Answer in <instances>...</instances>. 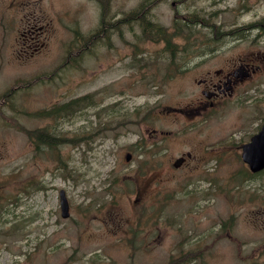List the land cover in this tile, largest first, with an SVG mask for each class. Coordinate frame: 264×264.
I'll use <instances>...</instances> for the list:
<instances>
[{"label":"rangeland","instance_id":"1","mask_svg":"<svg viewBox=\"0 0 264 264\" xmlns=\"http://www.w3.org/2000/svg\"><path fill=\"white\" fill-rule=\"evenodd\" d=\"M21 1L0 0V9L5 7L0 13V55L5 53L10 62L0 65V92L19 77L42 72L47 68L44 63L54 67L63 57V49L76 44L80 29L88 31V36L101 20L107 24L119 18L122 26L110 31L108 38L99 39L100 47L85 54L81 68L62 70L48 88L39 84L28 87L31 95L23 96L24 103H13L12 111L6 107L13 113L24 106L32 111L50 105L54 101L52 93L72 98L97 90L95 98L103 102L104 128L96 123L92 128L103 131L104 141L94 142L95 156H91V165L99 175L95 177L92 169L86 177L98 184V179L106 175V189L101 197L96 191L104 203L100 208L81 204L86 185L67 181L51 162L38 161L34 166L28 160L27 134L0 123V187L15 190L29 179H40L47 190L44 197L40 193L26 195L21 204L15 205L10 196L0 194V219L15 218L0 224V264H264L252 262L254 257L245 260L258 250L261 239L260 232L252 228L264 225V173L242 181L236 174L241 168L237 164L230 166L209 158L203 166L198 165L199 152L210 148L211 141L226 137L228 132L253 130L254 119L249 112L254 105L245 99L246 94L238 102L223 104L212 117L197 124L192 103L198 85L193 88L190 70L178 72L176 68L190 63L189 53L175 63L168 61L165 53H160L163 45L150 38L151 31L143 30L135 20L141 3L150 0H110L106 15L95 0ZM172 1L157 0L153 8L156 16L152 18L146 11L144 18L167 27L171 35L175 33L171 27L176 24L184 29L182 34L201 30L209 40L204 48L227 46L235 63L250 47L264 55L263 29L250 27L261 16L258 22L264 23V0H242L249 12L239 13L233 25H218L212 19L225 6V12L218 16H235L241 0H174V7ZM7 2L16 5L11 7ZM26 8L32 15L24 25L20 13ZM11 13L19 20L12 19ZM23 18H27L25 12ZM31 25L38 28L35 33L43 37V42L34 56L20 60L24 52L12 53L9 44L33 34L26 31ZM220 27L224 32L232 30L235 36H225ZM206 64L215 68L224 61L215 59ZM85 72L89 74L83 75ZM257 81L264 89V62ZM13 97L8 100L21 95ZM261 105L264 109L263 98ZM82 117L79 113L70 122L80 123ZM242 123L246 125L238 126ZM68 137L75 142V132ZM67 150L61 147L60 154L66 156ZM187 152L192 156L174 167V159ZM15 153L18 171L9 176L2 166ZM231 154L237 156L233 150ZM58 188L65 190L69 200L71 217L66 222L59 216ZM231 212L236 213L235 227L219 233L218 225L224 229L231 225ZM35 216L43 223L45 238L32 225ZM138 221L148 226L137 227ZM124 228L127 231L123 233ZM31 232L32 238L25 239ZM205 235L209 236L206 244ZM259 248L264 253V245Z\"/></svg>","mask_w":264,"mask_h":264},{"label":"bare ground","instance_id":"2","mask_svg":"<svg viewBox=\"0 0 264 264\" xmlns=\"http://www.w3.org/2000/svg\"><path fill=\"white\" fill-rule=\"evenodd\" d=\"M98 5L100 2L95 0ZM17 2L23 3L24 1L17 0ZM11 7H15L16 4L7 2ZM24 7V6H23ZM5 9L2 7L0 9V13ZM24 12L27 15V18H23ZM32 12L29 9H22L20 13V20L23 21L24 25H27L31 21ZM10 17L16 21L19 19L16 18L12 13ZM2 19V15H1ZM106 23V22H105ZM98 26L95 32H90L87 36L88 31H82L81 29L79 32L76 33V44L66 46L63 51L64 55L62 58L59 59L57 64L52 67L48 65L49 63H44L47 68L44 69L42 72H37L36 74L29 76V77H19L17 78L8 88L4 89L0 92V104L3 106V110H0V123L4 126L6 125L10 130L13 131H21L27 134L28 141H29V151L28 160L34 166L38 164V161H42L44 163L51 162L54 165V169H58L64 178L67 181L72 182L73 184L79 185L84 184L86 185V189H84V194L82 195L81 204L87 207H94L100 208L104 203L101 199L97 196L96 191L98 190L99 196L103 195V191L106 189L105 177L104 175L102 178L98 179V184H95L90 181L91 178L86 177L90 170L94 169L95 177L99 175V171L96 167L91 165V156L95 153L92 152L94 147V142L98 143L104 141L103 131L99 129L92 128L91 133H84L83 132V125L82 123L89 118L93 121V124L96 123L97 126H101L104 128L103 123V111L102 106L103 102L96 99L97 90L93 89L88 91L87 93L93 94V98L87 93L80 94L73 96L72 98L80 96L78 99H72L69 96L63 97L56 96L52 93V98L54 101L50 105H43V107H39L34 110H29L25 106L18 112L13 113L6 110V107L9 108L11 111L14 109L13 103L20 102L24 103V95H31L30 89L28 87L32 85H40L41 87H47L50 84L56 83L54 76L59 75L62 70L68 68H81V61L83 60L85 54L87 53H94L98 47H100V38H102L101 34V22L97 23ZM264 25V23H263ZM264 28V26H263ZM28 29L33 31V34L30 36V40L33 43H42V36L37 32L38 28L34 27V25L27 26L26 31ZM22 38H18L15 43L9 44L11 47L12 53H17V50L22 47ZM96 40L95 42L93 40ZM35 52L31 55L24 53L22 57H19L20 60H24L25 58L28 60L31 56H34ZM71 54H75L74 58H69L67 56H71ZM1 63L0 65H8L10 62L7 60L5 53L0 55ZM65 72V71H64ZM89 74V73H83ZM81 76V75H80ZM35 86V87H36ZM34 89V88H33ZM16 94H20L21 97L15 100H8L9 96H14ZM13 97V98H14ZM85 103L87 106L73 112L71 106L78 103ZM16 104V103H15ZM57 105H60L57 107ZM5 107V108H4ZM17 106L15 105V110ZM55 111H50L54 110ZM42 111V113H40ZM82 114L83 117L80 123L72 124L71 119L76 117L78 114ZM24 121L34 122L32 124H26ZM1 131V130H0ZM71 132H75V137L78 141L90 140L88 145L79 144L73 145L69 142V134ZM75 141V140H73ZM5 144V143H4ZM3 144V145H4ZM66 146L68 148L67 155L63 156L60 154L61 147ZM0 153H2L0 151ZM12 156L11 161L3 163V168H6L7 174L14 175L18 171L17 164H14L15 160L17 159V154H10ZM69 157H73V161L77 166H79V172H85V176H81L80 174L76 175V177H70L66 174L65 171H69L70 169V160ZM15 159V160H14ZM44 169H46L44 167ZM32 183V184H31ZM4 187H0V194L5 196H10V201L15 204H21L23 197L26 195L33 196L36 193H40L42 197L46 195V188H44V183L41 182L39 179H29L27 180L20 188L18 189H3ZM57 201H58V209H59V216L65 222L67 219L71 217V213L69 210V200L68 196L63 188L57 189ZM68 203V210L66 209V205ZM37 205V203H34ZM2 210H8L7 208H3ZM33 211H37L38 208H33ZM15 219L14 217L10 218H1L0 224L3 221ZM32 225L35 229L38 230V233L45 238L46 231L44 229L43 223L38 217H34L32 221ZM32 234L34 232L28 233L25 239H31ZM49 237V236H48ZM18 241V240H17ZM14 241V245H18V242ZM76 247V244H74ZM25 256V255H24Z\"/></svg>","mask_w":264,"mask_h":264},{"label":"flooded vegetation","instance_id":"3","mask_svg":"<svg viewBox=\"0 0 264 264\" xmlns=\"http://www.w3.org/2000/svg\"><path fill=\"white\" fill-rule=\"evenodd\" d=\"M157 0H150L147 4L141 3V8L147 10V13L154 18L156 14H153L154 4ZM240 3L239 9L236 12L235 16H230L228 19L217 17V14L225 12L226 6L224 10L219 11L212 19V21L219 25L222 23H232L235 24L238 21L237 13H247L249 10H245L248 8L246 4ZM220 3V2H219ZM172 5L174 7L175 1H172ZM207 8V7H204ZM231 8V7H230ZM199 9V8H196ZM175 12L172 10L171 16L175 19ZM258 15H252L251 17H257ZM159 18V17H158ZM216 19V20H215ZM176 27V26H175ZM222 29V32L225 30ZM255 28V27H253ZM177 30L179 28L176 27ZM29 32L33 31L28 29ZM24 35V34H23ZM224 35H230L232 37L235 36L234 32L226 31ZM31 36V35H30ZM30 36H26V39L22 40V47L17 50V53L21 55L22 52L31 55L34 50H37L39 47V43H33L30 40ZM188 43H189V64H184L183 68L187 71L191 72V84L194 88L195 84L198 85V91L193 96L192 106L194 108V120L197 124L201 122H205L207 119L213 116V113L220 108L225 103L229 101L240 100V97L246 94L248 96V100L251 104L256 101L255 95H251L252 92L256 91V86L259 85L257 79L259 72L262 68V64L264 62V55H260L255 49H247L244 56H239L235 63L232 57L231 51L226 48H217L213 49L204 48L206 43L209 40H205L206 36L201 32V30H192L187 32ZM25 37V36H24ZM212 40V39H211ZM234 40V39H233ZM238 41V39H236ZM217 52L218 54L211 55ZM227 57V58H225ZM215 59H222L224 61V65H218L215 68L207 66L206 63L211 62ZM231 62V64H229ZM228 64V65H227ZM195 81V82H194ZM249 86V87H248ZM248 87V88H247ZM253 89V90H252ZM248 90H252V92H247ZM186 109V108H185ZM188 117L190 116L189 112H186ZM250 118L254 119L252 122L253 130L242 131V133H230L226 130V132L230 134H226V137H222L216 141H209L213 145L210 148L203 150V152H199L198 154V165L203 166L207 163L209 158L214 159L217 163L228 162L231 165L237 164L241 167L236 174L238 178L242 181L244 180H253L257 175L261 174L262 170H257L255 172H251L248 168V165L244 160H242L240 150L242 148V144L248 142L249 138L254 134V132L258 131L261 127L262 123V111L259 110L257 106L251 112H249ZM241 114H238V116ZM245 119V118H244ZM260 119V121H259ZM256 120V121H255ZM246 125L245 123L238 124V126ZM235 145V146H234ZM231 150L235 151L237 156L231 154ZM190 155H186L187 157H191ZM184 160V162H185ZM216 165V164H215ZM233 178V177H231ZM211 181V180H209ZM232 213L231 225H227L224 227L217 226L216 229L219 233H223L226 230H230L235 227L236 213ZM123 225V224H122ZM126 226V225H125ZM255 231L260 232L261 239L258 244V250H253L251 254H248L245 260L248 258H253L252 262L264 261V253L259 248V246L264 245V225H259L257 228H252ZM126 228H124L123 232H126ZM222 237V236H221ZM219 237V238H221ZM205 244L209 239V236L205 235ZM122 242V241H121Z\"/></svg>","mask_w":264,"mask_h":264},{"label":"trees","instance_id":"4","mask_svg":"<svg viewBox=\"0 0 264 264\" xmlns=\"http://www.w3.org/2000/svg\"><path fill=\"white\" fill-rule=\"evenodd\" d=\"M100 2V7L101 10L103 12V15H106V12L108 11L109 8V2L110 0H98ZM148 3V2H147ZM146 3V4H147ZM147 10L144 8H139L137 10L136 17L135 20L138 21L141 26L142 29L147 31H151L152 36L150 38H152L153 40H155V42H164L162 48H160V53L163 56L165 53V58L168 59V61H171L172 63L177 62L180 57H185V55H188L189 53V43H188V36L187 34H181V32L175 31L174 34H169L168 30L166 29L167 27L162 28L157 21H155V23H151L149 19L144 18V13ZM141 15L140 18H138L137 16ZM142 17V18H141ZM150 18V17H149ZM259 21V20H258ZM255 22L253 23L250 27H254L258 28V29H264L263 28V22ZM103 20H101V34H102V38L109 37V32L113 31V30H119L121 29L122 26V18L119 19H115V20H108L107 24H103ZM177 28H180L181 26L177 25ZM181 29V28H180ZM107 30V31H106ZM182 36V38H179L178 36ZM178 37V38H176ZM181 39L183 42L179 43L176 40ZM93 40V39H92ZM94 42L96 40H93ZM169 44V46L167 47V45ZM180 44H187L184 46H179ZM176 68L178 69V72H180L182 66L181 65H176ZM86 95H89L90 97L93 98V94L91 93H87ZM81 96V95H80ZM80 96L72 98V99H78ZM60 105H57V107ZM87 105L83 102L78 103V104H74L71 106V109L73 112H76L77 110L86 107ZM50 111H55L54 110H50ZM42 113V111L40 112ZM83 132H92V125H93V121L90 120L89 118H87L83 123ZM99 127V126H98ZM69 142H71V138H68ZM73 140H75V142H71L73 145H79V144H84V145H88V143L90 142V140H84V141H78L76 138H72ZM70 160V169L69 171H65L66 174L70 177H76V175L80 174L81 176H85V172H79V166H77L75 164V162L73 161V157H69L68 158ZM112 174V171L108 172V176H110ZM118 178V176H113Z\"/></svg>","mask_w":264,"mask_h":264},{"label":"water","instance_id":"5","mask_svg":"<svg viewBox=\"0 0 264 264\" xmlns=\"http://www.w3.org/2000/svg\"><path fill=\"white\" fill-rule=\"evenodd\" d=\"M245 149L246 152L244 158L253 168L264 167V127L259 133L252 137L250 143L245 145ZM182 160V157L177 158L174 162V165H179ZM66 209L68 210V203L66 205Z\"/></svg>","mask_w":264,"mask_h":264}]
</instances>
